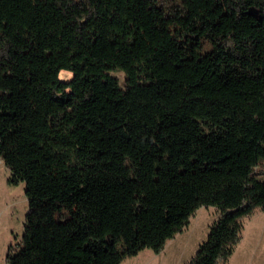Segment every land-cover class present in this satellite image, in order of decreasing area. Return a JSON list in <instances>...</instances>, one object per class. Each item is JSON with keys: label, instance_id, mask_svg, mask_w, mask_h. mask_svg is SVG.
Masks as SVG:
<instances>
[{"label": "trees", "instance_id": "16d2710c", "mask_svg": "<svg viewBox=\"0 0 264 264\" xmlns=\"http://www.w3.org/2000/svg\"><path fill=\"white\" fill-rule=\"evenodd\" d=\"M0 161L6 264H121L211 205L187 264H227L264 210V0H0Z\"/></svg>", "mask_w": 264, "mask_h": 264}, {"label": "rangeland", "instance_id": "374dc122", "mask_svg": "<svg viewBox=\"0 0 264 264\" xmlns=\"http://www.w3.org/2000/svg\"><path fill=\"white\" fill-rule=\"evenodd\" d=\"M126 87L123 71L111 72ZM72 71L62 69L65 79ZM10 169L0 161V264H6V255L22 240L25 229L28 199L26 184H11ZM260 178H264L260 176ZM220 210L216 206H201L191 216L187 226L169 239L160 252L145 248L139 254L125 258L121 264H187L200 245L208 238L211 227L218 221ZM227 264H264V210L244 220L242 239Z\"/></svg>", "mask_w": 264, "mask_h": 264}]
</instances>
